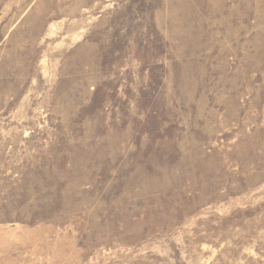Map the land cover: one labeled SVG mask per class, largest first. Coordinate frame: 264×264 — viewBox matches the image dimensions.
<instances>
[{
	"label": "rangeland",
	"instance_id": "rangeland-1",
	"mask_svg": "<svg viewBox=\"0 0 264 264\" xmlns=\"http://www.w3.org/2000/svg\"><path fill=\"white\" fill-rule=\"evenodd\" d=\"M0 264H264V0H0Z\"/></svg>",
	"mask_w": 264,
	"mask_h": 264
}]
</instances>
